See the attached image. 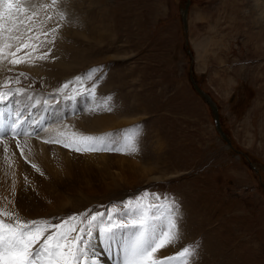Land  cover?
<instances>
[{
    "label": "rangeland",
    "instance_id": "374dc122",
    "mask_svg": "<svg viewBox=\"0 0 264 264\" xmlns=\"http://www.w3.org/2000/svg\"><path fill=\"white\" fill-rule=\"evenodd\" d=\"M257 2L261 5L256 9ZM185 3L75 0L72 8L84 21V29L78 30L83 33L75 37L72 58L62 74L101 71L86 79L83 87L69 84L67 94L58 89L68 76H56L57 87L52 90L62 94L57 101L69 108L67 116L77 119L85 114L92 121L101 113L107 119L108 129L87 135H123L122 130L138 125L139 151L83 153L71 169L60 170L58 178L48 172L39 171L34 179L28 174L29 182H21L18 190L26 196L30 214L7 208L25 220L67 217L86 209L104 212L144 190L170 194L183 214V240L162 249L160 255L194 243L199 248L193 264H264V0H191L188 30L182 16ZM191 74L217 101L222 128L233 148L217 132L211 109L194 89ZM26 77L19 76L20 83L13 86L24 87L30 80L32 88L46 87L42 79ZM94 82L98 84L94 100L79 95L65 99L76 94L74 88L84 91ZM107 96L112 97V112L102 107L90 110ZM0 115L5 122L12 118L4 111ZM24 151L15 158L9 151L13 161L9 166L0 146V164L13 168L14 163H37L33 148ZM7 177L1 174L4 185ZM4 185L0 207L17 197L11 187L3 190ZM46 194L53 196H41ZM17 200L14 206H19ZM43 210L45 215L33 214ZM94 245L104 264H117L118 245L106 251L98 237Z\"/></svg>",
    "mask_w": 264,
    "mask_h": 264
},
{
    "label": "snow or ice",
    "instance_id": "6c2138e0",
    "mask_svg": "<svg viewBox=\"0 0 264 264\" xmlns=\"http://www.w3.org/2000/svg\"><path fill=\"white\" fill-rule=\"evenodd\" d=\"M62 3L63 0H0V71L11 72L16 65L34 66L37 61L50 58L52 47L48 46L55 45L58 28L45 30L47 22L53 18L48 13L52 10L61 21L66 20V10L60 7ZM41 13H44L43 19L40 18ZM44 48L47 51L42 52ZM23 49L27 51L18 56ZM98 71L101 69H91L84 76L75 77V81L83 87L84 81L93 79ZM26 75L20 72L15 80L11 76L0 80V104L14 102L17 105L10 114L12 118L6 122L0 119V145L3 146L4 161L9 166L13 161L8 155L5 137L10 134L23 155L26 142L21 145L16 138L36 134L34 129H29L33 123H40L21 118L23 107H30L33 99L25 89L12 85L19 84V76ZM71 83L66 82L58 91L63 93ZM97 86L94 82L84 91L74 88L73 93L76 94H69L65 99L75 100L79 95L94 100ZM34 103L39 105L41 102L36 100ZM101 107L112 112V97H104L102 105L97 104L90 110ZM40 131L45 129L41 127ZM122 131L123 135L92 136L65 129L44 142L61 144L81 153L138 152L139 126L133 125ZM24 158L27 160L26 156ZM33 167L40 171L36 165ZM25 182L27 185L26 177ZM12 190L15 194V181ZM182 220L183 214L174 196L146 190L135 194L134 198L109 205L104 212L86 209L67 217L25 220L5 205L0 207V264H101L94 245L97 237L106 251L111 252L113 245H118L117 264H193L198 255V244H185L167 256L159 254L162 249L175 247L183 240Z\"/></svg>",
    "mask_w": 264,
    "mask_h": 264
},
{
    "label": "bare ground",
    "instance_id": "6f19581e",
    "mask_svg": "<svg viewBox=\"0 0 264 264\" xmlns=\"http://www.w3.org/2000/svg\"><path fill=\"white\" fill-rule=\"evenodd\" d=\"M74 2H75V0H63V3L60 7L62 9L64 7V10H66V13H67V19L63 20V21H61L59 19L58 15H56L54 11L49 10L48 14H51L53 16V18L51 21L47 22L45 30L47 31V30H50L51 28H58V38H57L54 46H51V45L48 46V47H52V52H51L50 58L48 60L37 61L34 66H29L27 64L16 65L14 67L10 66V67H13L12 72L0 71V80H3L5 77H8V76H11L14 79V78H16V76H18V74L20 72H24V73H27V74L32 75L34 77H38V78L42 79V82H44V84L46 85V87H43L41 85L40 88H38V89L35 87L32 88L30 86L33 85V82L30 80H25L24 83L26 82L25 83L26 86H24V87L20 86L22 89H25L26 94L28 96H31L33 99V103L31 104L30 107H23V112H22L21 118L23 119L24 117H27V119L29 121H39L40 123H39V125H37L36 123H33L32 128L29 129V131H32L34 129L36 134L28 136V137L21 135V136L17 137L16 139H18L20 141L21 145H25V142H26L25 149L33 148V152L38 155L37 163H32L31 165H27L28 163H25V162L18 163V164L14 163L16 166L15 167L13 166V168H10L9 166H7L4 163H3L4 166L0 164V179H1V174H8V177H7V185L8 186L4 185L3 181L0 180V185L2 183L1 187H3V185H4L5 188L3 190L6 191V190H8V187H9V189H10V187L12 188L13 181H15V192H16V196H17L16 198H14V196H13V199L10 200L11 203H9V201H5V202L3 201L4 202L3 205H7V206L10 205V207L13 206V207H11L12 209L16 208L17 211H20L24 214H28L27 213L28 210H29V214H30V209H29L30 204L29 203L27 204L25 202L26 196L22 195V192L19 191L18 189L20 187L19 186L20 183L25 181V177L27 178L28 174H31L33 179L36 178V175L38 174L39 171H37L36 168L33 167V165H36L39 168L40 172H42L43 174L45 172H48L49 174L53 175V177H56L58 175L56 177V178H58L60 176V170H61V173L68 171L69 169H71L69 167L73 166L74 159H76L77 157H80V155L83 153L84 154L87 153V152H83V153L76 152V151L72 150L71 148L63 147L61 144H56V143L49 144V143H45L44 141L46 139H48L50 136H54L56 134V132H58V131L62 132V131H65V129H67L68 131H76V132H79V133H82L85 135L89 134V132H93L92 130L101 131L103 129H108V128H105V127H107V119H105L101 113H98V115L94 116L93 118L91 117L92 121L89 120L90 118L85 114H83L82 117L79 116L77 119L74 117H73L74 118L73 119V118H71V116H67L69 114V111H70L69 108H64V106L61 103H58V101H57L58 99H62V94L59 93L58 91L52 90V87H54V88L57 87L56 76L61 75V77H62V75H63L62 73H64L66 70L65 69L66 67H63L64 64H66L68 62L67 59L72 58L71 54L74 50V45H75L74 39H75V37H77V34L83 33V32H79V31L84 29L82 27V25L84 24V21H80L79 19H77L76 15H75V10L73 9L74 8L73 7ZM67 4L70 5L69 8L65 7V6H67ZM259 5H261V4H259V2H257L254 4V7L257 9L258 8L257 6H259ZM69 10H71L72 12H69ZM78 15H79V13H78ZM43 17H44V13H41L40 18L43 19ZM187 22H188V20H187ZM60 25H62V27H59ZM74 28H76V31ZM49 38H50V36H49ZM24 51H27V49H23L22 52L18 53L17 55L18 56L22 55ZM41 51L42 52L47 51V48L41 49ZM53 57H54V59H53ZM82 63L78 62V64H81V65H82ZM54 66H56V68H57V66H59L60 70L56 69ZM26 76H22V77L27 78ZM64 76H68V79H67V82H68L69 77H71V76L68 74L63 75V77ZM27 79H29V78H27ZM27 83H30V85H27ZM73 86H77V84L76 85L73 84ZM13 87H16V86H13ZM68 89L69 88L65 89L64 93L70 91V89L69 90ZM36 100H39L41 103L39 105H36L34 103V101H36ZM45 101L47 103H44ZM16 107H17V105L14 102H9L7 104H0V111L1 112L4 111V115L6 117H11L10 114L12 113V108H14V110H15ZM0 119H2L1 115H0ZM41 127H43L45 129V131L41 132L40 131ZM6 139L8 140L9 151L11 152V155L14 156L13 158H15L17 153L18 154L21 153L20 148L16 145L15 140L11 137V135L7 136ZM231 145H232V142H231ZM0 146H2V145H0ZM232 148H233V145H232ZM87 156L91 158V157H94V154L89 153ZM16 160H18V159H16ZM60 165H61L62 169H60V167H59ZM74 169H75V167H74ZM27 181L29 182V179H27ZM36 181H37V179H36ZM34 184H36V183H34ZM43 189H45V188H43ZM39 190L41 191L40 188H39ZM53 190H55V189H53ZM68 191H70V190H68ZM11 192L13 193V190ZM25 192H27V191H25ZM27 194H30V193H27ZM32 195H34V194H32ZM50 195L53 196L52 194H46V195H41V196H43V198H51ZM35 196L38 199L41 198V197H38L40 195L35 194ZM4 199H7V197ZM16 200L18 201L19 206L18 205L14 206V204L16 203ZM8 208H9V206H8ZM33 214L45 215V210H43L42 212H36ZM99 254H100V252H99ZM99 259L101 261V264H104L105 260L102 258H99Z\"/></svg>",
    "mask_w": 264,
    "mask_h": 264
},
{
    "label": "water",
    "instance_id": "95a60500",
    "mask_svg": "<svg viewBox=\"0 0 264 264\" xmlns=\"http://www.w3.org/2000/svg\"><path fill=\"white\" fill-rule=\"evenodd\" d=\"M191 5V0H186L185 6L182 10V16H183V24H184V28L185 30H188V13H189V8ZM191 82L192 85L194 87V89L196 90V92L204 99V101L208 104V106L211 109V112L213 114L214 117V121H215V126H216V130L217 132L220 134V136L227 141L228 144L231 145V141L228 138L226 132L223 130L222 128V124H221V120H220V115H219V108L217 103L215 102V100L212 98V96L207 93L196 81V79L194 78V76L191 74Z\"/></svg>",
    "mask_w": 264,
    "mask_h": 264
},
{
    "label": "crops",
    "instance_id": "0c3cea01",
    "mask_svg": "<svg viewBox=\"0 0 264 264\" xmlns=\"http://www.w3.org/2000/svg\"><path fill=\"white\" fill-rule=\"evenodd\" d=\"M206 91V90H205ZM207 92V91H206ZM207 93H209V92H207ZM210 94V93H209ZM211 95V94H210ZM212 96V95H211ZM212 98L214 99V97L212 96ZM215 100V99H214ZM215 102L217 103V101L215 100ZM217 105H218V103H217ZM218 108H219V105H218Z\"/></svg>",
    "mask_w": 264,
    "mask_h": 264
}]
</instances>
